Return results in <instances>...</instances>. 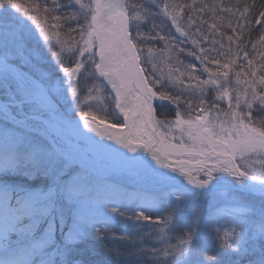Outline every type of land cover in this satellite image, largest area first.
I'll use <instances>...</instances> for the list:
<instances>
[{"label":"snow or ice","instance_id":"6c2138e0","mask_svg":"<svg viewBox=\"0 0 264 264\" xmlns=\"http://www.w3.org/2000/svg\"><path fill=\"white\" fill-rule=\"evenodd\" d=\"M0 264H264V0H0Z\"/></svg>","mask_w":264,"mask_h":264},{"label":"trees","instance_id":"16d2710c","mask_svg":"<svg viewBox=\"0 0 264 264\" xmlns=\"http://www.w3.org/2000/svg\"><path fill=\"white\" fill-rule=\"evenodd\" d=\"M18 2L25 4L27 6L28 3L33 2V0H18Z\"/></svg>","mask_w":264,"mask_h":264},{"label":"rangeland","instance_id":"374dc122","mask_svg":"<svg viewBox=\"0 0 264 264\" xmlns=\"http://www.w3.org/2000/svg\"><path fill=\"white\" fill-rule=\"evenodd\" d=\"M193 83H195V82H193ZM233 83H234V81H233ZM222 107H227V101H225V103L224 104H222ZM103 127V126H102Z\"/></svg>","mask_w":264,"mask_h":264}]
</instances>
